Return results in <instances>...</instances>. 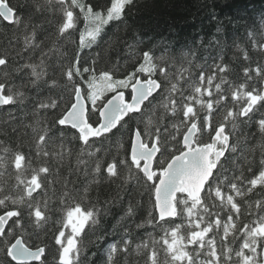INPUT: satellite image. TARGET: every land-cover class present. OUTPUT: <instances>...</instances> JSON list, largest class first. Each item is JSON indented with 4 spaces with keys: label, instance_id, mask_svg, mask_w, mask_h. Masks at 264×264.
Masks as SVG:
<instances>
[{
    "label": "trees",
    "instance_id": "trees-1",
    "mask_svg": "<svg viewBox=\"0 0 264 264\" xmlns=\"http://www.w3.org/2000/svg\"><path fill=\"white\" fill-rule=\"evenodd\" d=\"M4 1L14 22L0 17V216H13L0 264H16L7 249L18 236L45 250L28 264H64L60 237L76 210L86 224L68 264H264V0ZM148 78L157 93L109 134L83 143L61 125L77 87L94 125L114 92L129 97ZM192 123L194 145L224 126L229 148L202 197L179 195L177 217L158 221V175L131 164L133 132L157 142L158 171Z\"/></svg>",
    "mask_w": 264,
    "mask_h": 264
},
{
    "label": "water",
    "instance_id": "water-1",
    "mask_svg": "<svg viewBox=\"0 0 264 264\" xmlns=\"http://www.w3.org/2000/svg\"><path fill=\"white\" fill-rule=\"evenodd\" d=\"M0 15L7 23H12L13 12L7 7V4L0 2ZM2 61H0V65ZM159 90V82L148 79L141 81L137 79L131 86V96L126 101L125 94L122 92L112 95L100 108L98 112L99 123L96 126L89 124L87 119V102L83 98L81 88H77L74 103L61 119V124L75 130L83 142L93 138H99L104 134L116 129L119 122L123 121L128 113H138L141 107ZM262 97L264 98V83L262 85ZM7 99L3 96V87L0 86V106L5 105ZM254 102L251 101L243 111L246 116L250 113ZM196 129L192 125L182 138V146L185 150L174 156L165 169L161 171L160 179L154 189L155 211L159 221L175 218L174 200L178 193L184 192L190 199L200 197L205 185L211 177L212 170L216 167L220 158H222L228 147L229 138L225 134L224 127H219L213 134L211 143L204 146H193ZM225 144L224 151H216L214 154V164L209 165V157L216 150L218 143ZM158 154L156 144L148 146L143 144L142 138L135 130L130 146L129 158L134 164L143 162L142 171L148 179L152 177V166L154 159ZM36 189L33 184L27 189L30 196ZM10 221V215L0 216V233L5 230ZM44 254V249H28L21 238H17L8 248V257L16 264H25L29 262H40Z\"/></svg>",
    "mask_w": 264,
    "mask_h": 264
},
{
    "label": "rangeland",
    "instance_id": "rangeland-1",
    "mask_svg": "<svg viewBox=\"0 0 264 264\" xmlns=\"http://www.w3.org/2000/svg\"><path fill=\"white\" fill-rule=\"evenodd\" d=\"M72 233L75 235V234L79 233V231L72 230ZM72 248H73V242H72V240H70L69 243H68V245L65 248V251H64L66 257L69 256V253H70V251H71Z\"/></svg>",
    "mask_w": 264,
    "mask_h": 264
},
{
    "label": "snow or ice",
    "instance_id": "snow-or-ice-1",
    "mask_svg": "<svg viewBox=\"0 0 264 264\" xmlns=\"http://www.w3.org/2000/svg\"><path fill=\"white\" fill-rule=\"evenodd\" d=\"M222 31V28L218 27L217 28V32H221ZM215 71V70H214Z\"/></svg>",
    "mask_w": 264,
    "mask_h": 264
}]
</instances>
